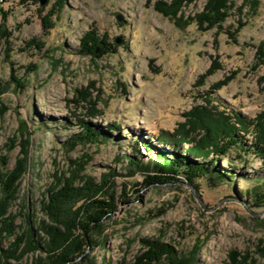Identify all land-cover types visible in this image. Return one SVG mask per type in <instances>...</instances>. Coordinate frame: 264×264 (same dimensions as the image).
Segmentation results:
<instances>
[{
	"label": "rangeland",
	"instance_id": "obj_1",
	"mask_svg": "<svg viewBox=\"0 0 264 264\" xmlns=\"http://www.w3.org/2000/svg\"><path fill=\"white\" fill-rule=\"evenodd\" d=\"M177 1L0 0V173L23 166L10 207L16 226L28 219L36 228L48 188L70 175L72 160L83 161L82 174L96 182L109 169L117 174L115 208L76 264H130L142 239L152 238L173 244L180 260L172 264H264V202L254 198L264 192V164L256 155L231 147L212 155L209 178L189 183L181 173L178 181L146 182L156 149L183 151L159 144V132L181 135L185 113L207 105L206 97L209 106L249 119L264 110V58L257 56L264 0H230L222 29L195 21L206 0H182L168 13ZM52 7L45 29L42 17ZM91 31L113 51H84ZM81 119L105 136L71 146ZM239 135L244 145L252 141V130Z\"/></svg>",
	"mask_w": 264,
	"mask_h": 264
},
{
	"label": "trees",
	"instance_id": "obj_2",
	"mask_svg": "<svg viewBox=\"0 0 264 264\" xmlns=\"http://www.w3.org/2000/svg\"><path fill=\"white\" fill-rule=\"evenodd\" d=\"M32 1L37 2L38 0ZM181 1L175 2L176 9L168 13L174 14ZM160 6L168 7L163 2H160ZM232 6L230 0H206L203 9L194 16V19L198 22L200 29L212 27L222 29V24L228 17ZM37 9L40 11L42 8ZM54 9V7L50 8L46 16L42 17V26L45 29L53 24L50 17L57 10ZM163 11L167 14V11L164 9ZM2 18H5L4 14ZM93 34L92 31L87 32L83 37L81 47L84 51L95 56L98 47H101L99 55L113 51V47L105 39H97ZM257 54L259 60L261 57L264 58V51L261 48L258 49ZM212 65L208 73L215 69L216 66ZM216 86L219 85L216 84ZM81 97L83 99L85 95ZM205 102L207 105H197L185 113L186 120L179 128L181 135L178 129L174 132L164 130L159 132L157 138L159 144L173 149L182 148L183 151L176 153L173 150L166 154L163 150L156 149L155 161L152 162L154 172L146 175V182L178 181L181 173L189 183L194 177H208L212 172L211 166L215 164L212 155H224L231 147L247 150L256 155L264 164V110L253 119H249L237 112L226 113L225 110H219L216 106H209V97L205 98ZM88 114L90 117L95 115L92 111ZM78 126L80 132L69 137L71 146L78 142H97L105 136L102 131L92 128L88 121L81 119ZM109 126L119 129V126L114 124ZM249 130H252V141L247 146L243 144L239 132L245 133ZM186 142L189 146L184 147L183 143ZM148 144L146 141L143 145L148 148L150 147ZM1 158L0 162L5 165V157ZM83 163L80 159L72 160L73 168L70 175L58 177L48 188L47 195L42 201L44 218L39 220L35 229L28 219L25 227L16 226L15 216L10 212V207L15 200L14 181L23 166L15 165L10 172L12 175L0 173V264H76L77 259L86 258L87 249L95 242L93 233L102 229L103 220L115 208L113 187L114 177L117 174L113 169H109L96 182L90 176L82 174ZM128 163L149 169V165L140 164L139 160L133 158H129ZM217 176L221 177L220 174ZM76 180H79L78 185H75ZM262 187L264 191V186ZM254 198L257 205L264 202V192L259 193L255 190ZM6 240L8 242L4 246L3 242ZM141 242L143 250L130 264H158L162 258H166L171 264L173 260H180L173 244L158 238L142 239ZM27 256H32L30 263L24 261ZM195 261L196 258H193L187 264H195ZM179 264H181L180 261Z\"/></svg>",
	"mask_w": 264,
	"mask_h": 264
},
{
	"label": "water",
	"instance_id": "obj_3",
	"mask_svg": "<svg viewBox=\"0 0 264 264\" xmlns=\"http://www.w3.org/2000/svg\"><path fill=\"white\" fill-rule=\"evenodd\" d=\"M47 1H48V0H39V3H40L41 5H45V4L47 3Z\"/></svg>",
	"mask_w": 264,
	"mask_h": 264
}]
</instances>
